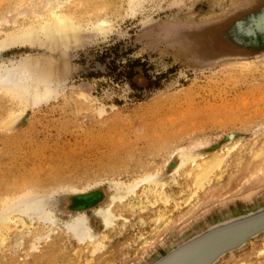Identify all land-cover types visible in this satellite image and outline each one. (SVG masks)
<instances>
[{
	"label": "rangeland",
	"instance_id": "obj_1",
	"mask_svg": "<svg viewBox=\"0 0 264 264\" xmlns=\"http://www.w3.org/2000/svg\"><path fill=\"white\" fill-rule=\"evenodd\" d=\"M135 3L0 0V264H145L264 197V41L232 43L264 0ZM117 43L160 89L82 77ZM216 264H264V234Z\"/></svg>",
	"mask_w": 264,
	"mask_h": 264
},
{
	"label": "water",
	"instance_id": "obj_2",
	"mask_svg": "<svg viewBox=\"0 0 264 264\" xmlns=\"http://www.w3.org/2000/svg\"><path fill=\"white\" fill-rule=\"evenodd\" d=\"M261 15H264V7L258 14L250 16L247 22L238 21L235 24L237 36L232 39L233 46H240L243 39L250 38L247 40L250 43L245 47L258 45L254 34L245 30L254 27L257 17ZM258 35H264V31ZM247 206L227 210L207 219L145 264H216L221 258L264 234V197Z\"/></svg>",
	"mask_w": 264,
	"mask_h": 264
},
{
	"label": "trees",
	"instance_id": "obj_3",
	"mask_svg": "<svg viewBox=\"0 0 264 264\" xmlns=\"http://www.w3.org/2000/svg\"><path fill=\"white\" fill-rule=\"evenodd\" d=\"M131 49L125 43H117L92 51L93 59L82 74L84 79H106L111 83L125 84L133 92L132 97L141 101L145 95L161 88L162 76L153 77L146 70V63L128 56ZM85 66L84 60L80 63ZM142 77L145 86H138L135 79Z\"/></svg>",
	"mask_w": 264,
	"mask_h": 264
},
{
	"label": "bare ground",
	"instance_id": "obj_4",
	"mask_svg": "<svg viewBox=\"0 0 264 264\" xmlns=\"http://www.w3.org/2000/svg\"><path fill=\"white\" fill-rule=\"evenodd\" d=\"M62 1L63 0H60V2H62ZM136 1L137 0H130L132 5ZM135 5H136V3H135ZM254 18H256V17H254ZM257 18H258V19H256L257 23L255 22L256 25H254V27H251V28H248L245 30L243 28L244 25L242 26V24H241V28L244 29L246 32L252 33L251 35L254 34V36H255L254 40L257 39V41H258V38L261 36L262 40L264 41V35H258L259 33H262L264 31V15L258 16ZM99 27H100V29L103 28V24H100ZM41 30L46 34V36L49 37L50 40H61L65 37H69L72 29L69 28V24L66 21H64L61 18L56 17L55 21L53 23H46V24H44V26H41ZM30 36H31V34L28 33L24 37L12 38L9 41H10V44H17L20 41L24 42L26 39L30 38ZM250 39H247V40H250ZM248 42H244L242 40L240 42V45L246 46L247 44L250 43V42L249 43ZM8 74L9 75L4 76V78H3L4 83L8 84L11 82V83L15 84L16 86L23 84L21 81H19V82L17 81V77H16L15 73H11V74L8 73ZM43 96H41V97H43ZM45 96H46V94H45ZM204 178H200L201 182L204 180ZM101 215L104 216V218H106V216H107V214H105V213L103 214V212L101 213ZM85 229L81 224H78V225L74 226L73 230H74L75 234L74 233L73 234L76 235L79 240H82L86 236V230Z\"/></svg>",
	"mask_w": 264,
	"mask_h": 264
},
{
	"label": "flooded vegetation",
	"instance_id": "obj_5",
	"mask_svg": "<svg viewBox=\"0 0 264 264\" xmlns=\"http://www.w3.org/2000/svg\"><path fill=\"white\" fill-rule=\"evenodd\" d=\"M261 41H262L261 38H259V39H258V44H259Z\"/></svg>",
	"mask_w": 264,
	"mask_h": 264
}]
</instances>
